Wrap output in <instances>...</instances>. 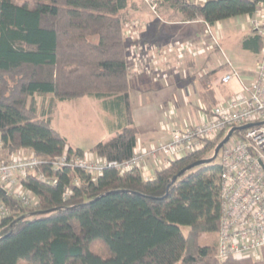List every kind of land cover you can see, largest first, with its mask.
<instances>
[{"label":"trees","instance_id":"1","mask_svg":"<svg viewBox=\"0 0 264 264\" xmlns=\"http://www.w3.org/2000/svg\"><path fill=\"white\" fill-rule=\"evenodd\" d=\"M161 1L185 20L202 19L213 26L253 16L264 0ZM129 6L130 0H0V136L5 151H31L49 162L65 150L81 154L52 126L57 102L118 96L127 124L91 151L108 160L131 157L137 130L129 103L130 41L124 35ZM262 45L255 32L242 41V48L255 54ZM49 95L53 97L39 113L37 97ZM225 135L174 161L152 180L139 169L120 174L107 168L93 180L79 169L41 166L58 183H44L32 173L21 179L37 198L36 207H22L0 191L12 211L0 220V264H264V258L253 257L220 261L218 240L216 245L200 242L203 234L219 230L220 154L171 182L183 168L212 157ZM65 186L72 187L67 198Z\"/></svg>","mask_w":264,"mask_h":264},{"label":"built area","instance_id":"2","mask_svg":"<svg viewBox=\"0 0 264 264\" xmlns=\"http://www.w3.org/2000/svg\"><path fill=\"white\" fill-rule=\"evenodd\" d=\"M161 0H144L150 11L160 18L157 11ZM206 27L212 45L201 42L199 46L177 43L179 51L190 50L198 55L212 49H219L224 58L226 71L221 77L223 84L237 81L239 91L204 112L205 120L199 124L186 125L171 131L168 140L160 141L150 147L138 146L131 157L123 160H108L93 151L81 154L65 150L53 161L37 156L26 150L9 153L4 149L0 136V191L23 207H36L37 198L21 184V179L35 174L44 183L56 185L58 179L49 176L40 168L50 164L53 170L61 168L79 169L90 175L93 180L102 175L107 168L120 174L139 169L143 177L150 180L147 163L153 161L157 170H163L174 161L189 153L201 151L209 141L232 128L248 124L253 126L236 130L219 154L221 172V212L218 230L216 257L220 261L230 258L253 257L260 259L264 249V1L259 2L250 23L252 30L263 40L256 67L250 78L232 64L221 49L218 37L212 31V25L201 20ZM139 20L127 22L124 35L130 42L129 64L134 73L147 75L154 81L170 76L160 65H164L163 56L158 60V47L141 43L138 34L145 28ZM170 51L172 48L169 49ZM235 137V141L230 140ZM78 184V180H74ZM72 193L71 186H65L64 197ZM11 208L0 194V220L11 215Z\"/></svg>","mask_w":264,"mask_h":264},{"label":"crops","instance_id":"3","mask_svg":"<svg viewBox=\"0 0 264 264\" xmlns=\"http://www.w3.org/2000/svg\"><path fill=\"white\" fill-rule=\"evenodd\" d=\"M192 1L204 2L206 0ZM145 7L146 6H144V9H146V11L141 7V5L139 6L137 4L136 0H130V6L127 11L128 17L130 19L128 22L132 21V19L136 17V19H140L142 23H145V28L141 29L138 34V37L140 38L138 41L142 44L145 43L158 47L156 57L159 60L163 56L165 61V64L160 65V68L166 70L170 76V80L168 83L164 82L163 80H161V83H158L159 81H154L147 75L134 73L132 67L130 66L131 82L129 89V103L131 118L133 120L132 126L137 130L136 147H150L152 145H156L160 141L168 140L173 129L183 128L186 125L201 123L203 120H205L204 112L211 109L210 102L205 104L202 103L200 106H196L195 109H192L189 104H187V98L183 99L182 94L179 93V85H183L184 83L195 79L192 74L195 72L194 67L197 64L200 65V69L202 71L203 68L205 69L206 66L208 67V64H211L213 61V56L212 54L210 55V53H208L209 55H206V57L203 56V59L199 58L198 60L197 55L194 56L193 54H190L186 49H184V51H179L177 46V43L188 45L199 40L198 36H196V38L193 37L194 32H197L194 26L198 24L204 25L201 21L202 19L188 21L185 20L184 16L180 12L169 9V11L176 15V18L174 20H166L164 19L162 13H159L160 18L156 17V15H154L148 8ZM245 17L247 18V28L252 30L250 23L252 16L245 15ZM252 32L254 33L253 30ZM170 48H172L171 51L169 50ZM253 54L257 56L258 59L259 54ZM224 64L225 62L220 67L221 71H226ZM253 69L254 68L249 69L248 71L240 72L244 77L250 78L252 76ZM183 72H186V74H183ZM204 77L205 75H203V78ZM132 83H134L133 86ZM230 85L232 90L229 94H219L216 96V98L214 94H212V99L208 100H211V103L214 104L226 101L229 97L239 91V85L237 81H233ZM131 87L137 88L138 91L140 90V93L148 92V95L145 94V96H149L147 98L152 100L151 104L144 103L142 106L143 111L140 112L139 115L133 110L131 104ZM206 91L208 92V89ZM52 97L53 95H49L46 98L50 100ZM85 97L88 96L76 99H82ZM89 98L93 99L95 104L98 101V104H100L99 107L103 111V113H100L101 115L99 116L102 125H104L108 132L115 137L121 127L126 125L128 121V115L123 100L118 96H111L103 99L93 97ZM58 102L56 104L57 106L55 111L59 107L60 102ZM53 114L52 126L54 122ZM105 141L108 140H103L101 142ZM147 167V174H149L151 178L150 180H152L156 177V174L159 170L156 169L155 163L153 161H148Z\"/></svg>","mask_w":264,"mask_h":264},{"label":"rangeland","instance_id":"4","mask_svg":"<svg viewBox=\"0 0 264 264\" xmlns=\"http://www.w3.org/2000/svg\"><path fill=\"white\" fill-rule=\"evenodd\" d=\"M14 1L18 4L23 3V0ZM136 1L143 9L144 6H146L145 8L150 10L144 0ZM169 9L170 8L166 5L162 4V1L159 2L157 11L162 13L164 19L174 20L176 15L169 11ZM144 10L146 11V9ZM132 20H139V22H141L140 19H136V17ZM247 26V18L245 15L231 17L212 26L213 33L220 41L221 49L239 71H248L249 69L255 68L258 61L257 56L242 48V41L245 37L249 34H253L252 30H249ZM194 28L197 32H194L193 37L196 38V36H198L199 40L191 43L192 46H199L201 42H204L205 45L207 44L211 46L212 41L209 35L205 32L206 27L202 24H198L195 25ZM188 51L192 54L190 48ZM208 53L213 56L211 64H208V67L206 66V68H203L204 70L202 69V71L200 69V65L197 64L194 67L195 72L192 74L195 79L184 83L183 85H179V93L183 96L181 97L183 99L187 98V104H189L192 109H195L196 106H200V104H205L207 102H210L212 108L216 105L211 103V100H208L212 99V94H214L216 98L219 94H229L232 90L230 85L232 82L230 84H223L221 82L222 74L225 71H221L220 67L225 62V58L219 49H212L202 53L205 55L198 54L197 59H203V56L206 57V55H209ZM183 74H186V72H183ZM203 75H205L204 78ZM164 81L166 80L164 79ZM158 83H161V80H159ZM133 84L134 83H132V86ZM207 89L208 92L206 91ZM147 93L148 92L140 93V90L138 91L137 88L131 87V104L133 110L138 115L143 111L142 106L144 103H152V100L147 98L149 97L147 96ZM145 94L147 95L145 96ZM47 101H49L48 98L44 99L42 97H37V102L40 107L39 113L41 112L43 105H47ZM93 101L94 100L89 97L59 101V107L53 114V127H55V129L68 140V143H70L69 145L86 151H90L93 145H96L103 140H110L114 137L108 132L107 128L102 125L99 116L101 115L100 113H103V111L99 107L100 104H98V101L96 104ZM234 141L235 137L230 140V143ZM217 160H220L219 157ZM184 230L187 231V229ZM217 240V233L214 235L203 234L200 237V242L204 245H216ZM95 247L101 251H105V247L101 243H97ZM261 258L263 260L264 255H261Z\"/></svg>","mask_w":264,"mask_h":264},{"label":"water","instance_id":"5","mask_svg":"<svg viewBox=\"0 0 264 264\" xmlns=\"http://www.w3.org/2000/svg\"><path fill=\"white\" fill-rule=\"evenodd\" d=\"M253 126V124H248V125H244V126H241V127H237V128H232L228 131V133L225 135V137L218 143V145L215 147V150H214V155L210 158H205V159H200V160H197L195 161L194 163L188 165L187 167L183 168L181 171H179L176 175L173 176L172 178V183L176 181V179L183 175L186 171L194 168V167H197V166H201V165H204V164H207L209 162H211L213 159H215L220 150L222 149V147L229 141V139L231 138V136L233 135V133L236 131V130H244L246 128H249Z\"/></svg>","mask_w":264,"mask_h":264}]
</instances>
